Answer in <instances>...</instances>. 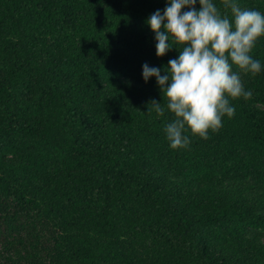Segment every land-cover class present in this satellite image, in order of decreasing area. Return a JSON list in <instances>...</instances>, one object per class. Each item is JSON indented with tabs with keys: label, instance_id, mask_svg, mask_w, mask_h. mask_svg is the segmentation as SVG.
Segmentation results:
<instances>
[{
	"label": "trees",
	"instance_id": "trees-1",
	"mask_svg": "<svg viewBox=\"0 0 264 264\" xmlns=\"http://www.w3.org/2000/svg\"><path fill=\"white\" fill-rule=\"evenodd\" d=\"M168 3L0 0V264H264V38L252 98L173 150L142 75L179 56L146 23Z\"/></svg>",
	"mask_w": 264,
	"mask_h": 264
},
{
	"label": "clouds",
	"instance_id": "clouds-1",
	"mask_svg": "<svg viewBox=\"0 0 264 264\" xmlns=\"http://www.w3.org/2000/svg\"><path fill=\"white\" fill-rule=\"evenodd\" d=\"M196 3L169 0L163 14L157 10L146 21L155 33L157 57L171 48L179 50L178 58L169 61L166 75L159 68L142 66L145 83L155 77L162 97L161 102H149L147 113L172 115L164 132L173 150L189 146L186 132L207 140L210 131L222 127L225 116L232 118L235 107L231 101L252 98L240 73L254 76L262 67L251 53L264 38V13L242 8L238 0H222L230 15L222 14L213 0H199L198 11ZM185 8L189 10L182 12Z\"/></svg>",
	"mask_w": 264,
	"mask_h": 264
}]
</instances>
